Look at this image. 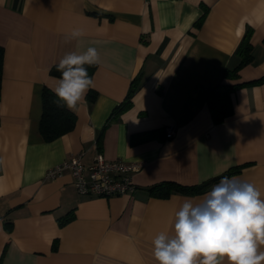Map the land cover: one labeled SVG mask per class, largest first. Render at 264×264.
Instances as JSON below:
<instances>
[{"label": "crops", "instance_id": "0c3cea01", "mask_svg": "<svg viewBox=\"0 0 264 264\" xmlns=\"http://www.w3.org/2000/svg\"><path fill=\"white\" fill-rule=\"evenodd\" d=\"M74 27L86 35L66 43ZM246 36L252 62L224 79ZM0 46V264H157L154 237L171 233L184 198L199 200L218 182L165 197L154 186H197L244 165L230 178L253 183L264 198V82L236 89L222 123L206 101L221 83L264 77V0H0ZM89 46L102 61L94 99L71 111L72 131L44 142L42 90L57 78L50 71ZM135 79L131 106L114 113ZM96 152L142 164L134 195L82 196L68 171L46 177L80 153L89 165Z\"/></svg>", "mask_w": 264, "mask_h": 264}, {"label": "clouds", "instance_id": "9594fccd", "mask_svg": "<svg viewBox=\"0 0 264 264\" xmlns=\"http://www.w3.org/2000/svg\"><path fill=\"white\" fill-rule=\"evenodd\" d=\"M86 35L74 27L65 42ZM96 47L66 53L56 65L61 76L52 89L58 107L78 111L95 82L87 66L100 65ZM157 264H264V198L253 184L238 177H221L199 200L184 198L174 214L171 233L152 240Z\"/></svg>", "mask_w": 264, "mask_h": 264}, {"label": "trees", "instance_id": "16d2710c", "mask_svg": "<svg viewBox=\"0 0 264 264\" xmlns=\"http://www.w3.org/2000/svg\"><path fill=\"white\" fill-rule=\"evenodd\" d=\"M196 23V25H198ZM237 56L240 58L239 64L232 70H225L224 79H235L237 77L238 71L252 62V45L250 44L248 36H246L236 52ZM3 58H4V49L0 46V87L2 81V67H3ZM87 68L88 74L92 77V74L95 70V66H85ZM50 74L54 77L59 78L61 73L57 71L56 67H53L50 71ZM264 82V77H261L258 80L251 81L248 83L242 84H227L221 83L211 89L207 96V105L211 112L212 120L214 123H222L227 118L232 116L233 107H232V93L239 87L258 84ZM139 88V79L132 81L129 92L124 99V101L116 107L114 113L119 114L127 110L131 106V97L134 92ZM88 100L92 101L94 99V92L90 89L87 94ZM56 96L53 91L44 87L41 95V117L39 123V132L44 142H52L64 134L72 131L75 127V115L68 110L67 108L58 107L55 103ZM234 167L228 169L223 175L210 179L200 185L192 187H183L180 185H175L172 183H167L165 185H158L150 188V191L157 197L167 196L171 190L180 191V192H189L194 194H199L205 192L210 185L219 182L221 177L238 174L242 167ZM70 215H66L60 221L61 224L69 221Z\"/></svg>", "mask_w": 264, "mask_h": 264}, {"label": "built area", "instance_id": "2783aa9c", "mask_svg": "<svg viewBox=\"0 0 264 264\" xmlns=\"http://www.w3.org/2000/svg\"><path fill=\"white\" fill-rule=\"evenodd\" d=\"M173 136L172 129L166 130V138ZM84 153L47 171L46 177L54 179L68 171L73 179L76 192L82 196L118 197L134 195L137 186L132 181L134 173L142 164L124 161L106 160L100 152H96L89 165L83 163Z\"/></svg>", "mask_w": 264, "mask_h": 264}]
</instances>
